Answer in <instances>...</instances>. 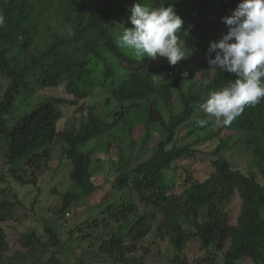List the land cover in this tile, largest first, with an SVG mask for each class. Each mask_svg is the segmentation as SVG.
Here are the masks:
<instances>
[{
	"label": "trees",
	"instance_id": "1",
	"mask_svg": "<svg viewBox=\"0 0 264 264\" xmlns=\"http://www.w3.org/2000/svg\"><path fill=\"white\" fill-rule=\"evenodd\" d=\"M133 2L0 0V14L5 17L0 27V140L9 175L20 185H35L59 144L70 166L71 183L58 193L57 212L64 213L94 193L92 158L100 151L108 155L116 140L117 159L110 161L114 195L90 220L75 223L70 236L90 221L88 226L108 227V236L99 241L97 251L117 264H144L132 255L153 229L159 240L167 239L174 249L167 264H216L217 253L222 255L221 264H264V99L245 107L231 125L196 135L191 143L176 144L182 125L186 135L203 131L207 123L198 122L196 105L204 102L209 91L234 79L232 74L209 68L206 56L214 57L208 46L226 34L222 17L231 15L240 0H138L149 7L172 4L184 21L178 36L201 58V66L212 72L205 78L212 81L207 87L200 78L186 90L182 75L172 73L177 65L150 66L149 59L138 60L117 46L122 27H132L128 18ZM61 85L70 99L51 96L27 105L26 100L38 91ZM80 100L87 104L77 128L57 131L60 106ZM138 126L143 130L139 142H147L156 126L164 136L146 157L130 164L123 138L134 146L133 130ZM213 139L217 140L209 151L213 172L202 181L188 174L180 180L179 161L195 155L198 149L193 146ZM92 141L95 145L85 149ZM237 144L243 169L225 156ZM234 195L240 209L236 223L231 224L228 205ZM19 203L11 188L0 187V264L6 250L2 223ZM44 230L47 243L59 245L55 230L48 226ZM83 236L79 233V238ZM20 239L23 247L32 250L43 245L32 231L22 233ZM192 239L205 254L190 263L181 251ZM45 264L62 263L52 254Z\"/></svg>",
	"mask_w": 264,
	"mask_h": 264
},
{
	"label": "rangeland",
	"instance_id": "2",
	"mask_svg": "<svg viewBox=\"0 0 264 264\" xmlns=\"http://www.w3.org/2000/svg\"><path fill=\"white\" fill-rule=\"evenodd\" d=\"M126 50V49H125ZM131 53V50H126ZM132 54V53H131ZM168 62L166 58H159L156 61L149 59V65ZM203 61L197 57V53L193 50L192 54L184 60L177 63V67L172 73H183L187 71V78H181L183 89H187L189 85L200 78L205 79L212 75L207 66L202 65ZM174 94V93H173ZM58 96L70 99L72 96L67 94L63 86L57 88H44L26 100L28 106H32L41 98ZM176 101V97L174 96ZM87 100H80L77 104L71 105L69 102L60 106L62 117L56 123L57 131L67 128L74 131L78 123L84 118L85 106ZM25 106V105H24ZM178 110V108H176ZM176 110V111H177ZM195 116L198 120H204L205 124L202 129H198L195 133L186 135V127L182 125L177 133V145L181 143H191L196 135H203L210 131H215L219 125L216 124L215 118L208 116L202 111H197ZM209 119L213 123H209ZM12 118L9 117L8 121ZM208 120V121H207ZM142 127L138 126L133 130V138L136 140L134 146L129 145V139L123 138V146L126 150V160H130V164L135 163L138 159L146 157L154 148L159 139L164 134L161 128L156 126L152 130L150 139L145 142H139L142 135ZM95 141V140H94ZM94 141L89 143L85 149L92 148ZM216 139L203 142L193 146L201 152H195V155L185 157L179 161V167L176 171L177 177L182 180L188 174L192 180L202 181L213 172L211 155L209 151L215 146ZM0 140V187L11 188L16 194L20 203L16 205L11 218L2 223L5 233L6 250L2 252L3 264H45L47 258L55 254L62 264H117L109 261L108 257L103 256L97 251V245L100 240L105 239L108 234L103 225L88 226L92 224L84 223L80 228L69 233L75 223L90 220V216L97 213L101 204L114 195L111 187L113 180V170L110 161H116V140L110 144L108 155L104 152H96L92 158V180L96 185L94 193L88 199L82 200L70 206L66 212L58 213L60 207V196L58 193L65 191L71 180L69 179V169L67 161L61 154L59 144L56 146L52 159L47 163L46 169L40 173L35 185H20L13 181L9 175L8 167L3 156V146ZM92 146V147H91ZM145 147L147 148L145 150ZM240 144L235 145L229 151L225 152V156L237 168L243 169V163L237 157L236 152H240ZM171 176L172 173L168 172ZM12 186V187H11ZM176 188L180 189V183L176 184ZM228 205L229 223L235 224L240 209V200L237 195L231 197ZM45 226L52 227L56 236L59 238V245L51 246L47 243L48 236L45 233ZM34 232L35 235L43 243V247L39 245L35 250L23 247L21 243V234ZM86 236L79 238V233ZM138 250L133 253V258L141 260L144 264H167L168 259L174 254V249L167 239L159 240L155 234V230H151L141 242L137 244ZM181 254L185 256L188 262H194L205 254V250L200 247L196 239H192L185 243ZM131 256V255H130ZM216 264L222 263L221 253L215 255Z\"/></svg>",
	"mask_w": 264,
	"mask_h": 264
},
{
	"label": "clouds",
	"instance_id": "3",
	"mask_svg": "<svg viewBox=\"0 0 264 264\" xmlns=\"http://www.w3.org/2000/svg\"><path fill=\"white\" fill-rule=\"evenodd\" d=\"M132 27H122L117 46L131 50L138 60L156 61L166 58L175 66L193 52L178 36L184 21L172 4L149 7L134 0L130 6ZM227 32L216 42H210L206 56L209 68L234 75L226 86L209 91L203 103L196 107L214 117L216 124L229 126L247 106H255L264 99V0H240L231 15L222 17ZM5 17L0 14V27ZM68 36L73 33L71 29ZM181 75L187 78L184 71ZM211 79H204L207 87ZM201 125L204 120L198 121Z\"/></svg>",
	"mask_w": 264,
	"mask_h": 264
}]
</instances>
